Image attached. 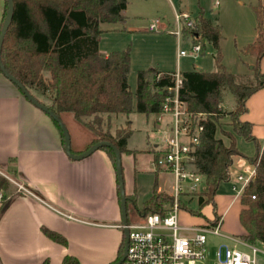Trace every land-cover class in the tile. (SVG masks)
Wrapping results in <instances>:
<instances>
[{"label":"trees","instance_id":"obj_1","mask_svg":"<svg viewBox=\"0 0 264 264\" xmlns=\"http://www.w3.org/2000/svg\"><path fill=\"white\" fill-rule=\"evenodd\" d=\"M14 5L13 21L1 54L6 70L62 121L66 114H72L79 122L90 118L85 125L97 135L86 149L98 142L108 141L122 154L131 153L127 148L133 133L131 122L128 121L126 126L114 127V120L134 110L146 115L162 113L168 92L175 87V81L169 72L154 68L141 70L137 76L136 92L133 93L128 84L130 48L112 52L108 56L100 53L101 25L125 23L124 12L128 0H14ZM7 9L6 0L3 22ZM253 9L259 37L241 51L256 60L252 75L245 77L246 84H240L238 78L222 64L221 26L207 16L204 8H200L195 28L186 34L192 33L195 42L201 43L202 52L206 41L214 47L217 51L216 70L208 73L193 68L183 72L179 97L185 103L194 126L204 127L194 154L195 168L204 177L206 185V190L197 195L200 208L209 204L216 206L217 192L221 183L230 181V168L236 157H242L255 166L256 177L241 195L243 208L240 221L246 233L240 238L248 244L257 245L264 244V145L262 147L253 136L252 124L241 121V116L248 112V99L264 88V72L260 70L264 58V6L260 4L253 6ZM226 94H232L237 103L234 131L236 135L257 144L255 156L243 155L237 147L235 136L230 137L229 145L218 137ZM38 95L49 97L50 103L43 102ZM54 122L60 129L59 124ZM153 148L150 146L147 152L153 154L156 162L161 152ZM100 150L107 153L115 167L114 151L109 147ZM156 172H163V169L157 167ZM12 186L13 182L0 176V193H3L0 198V216L5 205L19 194L11 191ZM159 188L156 179L153 196L146 202L141 217L150 213H167L166 205L171 203L172 197L159 192ZM127 197L128 205L132 202L136 204L135 195ZM192 200L194 196L189 201ZM214 214L212 223L219 218L216 208ZM43 232L53 241L67 246V240L61 234L47 229ZM120 258L121 252L117 261ZM63 264L80 263L75 257L66 256Z\"/></svg>","mask_w":264,"mask_h":264},{"label":"crops","instance_id":"obj_2","mask_svg":"<svg viewBox=\"0 0 264 264\" xmlns=\"http://www.w3.org/2000/svg\"><path fill=\"white\" fill-rule=\"evenodd\" d=\"M5 7L6 0H0V31ZM180 10L191 12L187 8ZM199 10L191 13L196 16ZM258 37L256 29L251 43ZM250 57L246 62L251 72L249 76L256 62L255 57ZM260 70L264 72V58ZM247 108L241 121L252 124L257 141L264 140V88L248 99ZM130 151L129 156L134 158V151ZM237 158L230 171L248 162ZM0 176L30 191L28 194L18 190L19 194L0 216L1 264H63L66 256L75 257L80 264L117 261L118 238L113 239L111 235L117 233L122 215L116 170L110 157L98 150L84 160L71 159L64 150V139L54 120L7 83H0ZM225 183L231 184V179L220 187ZM2 195L1 192L0 198ZM216 202L217 214L223 219V233L237 237V240L229 238L235 243L234 247L250 253L240 238L246 233L240 221L241 196L216 195ZM210 217L208 221L212 222L214 218ZM44 229L61 234L67 246L50 239ZM97 236L105 237L108 242H101ZM256 246L260 252L255 264H264V244ZM101 247L105 250L100 251Z\"/></svg>","mask_w":264,"mask_h":264},{"label":"rangeland","instance_id":"obj_3","mask_svg":"<svg viewBox=\"0 0 264 264\" xmlns=\"http://www.w3.org/2000/svg\"><path fill=\"white\" fill-rule=\"evenodd\" d=\"M219 1L220 5L216 6ZM182 4V5H181ZM262 4L264 0H182L174 1V6L168 0H128V6L124 14L125 23L102 24L103 33L100 36L99 49L105 54L115 51H122L130 48L131 51V68L128 77L130 90L135 93L137 88V76L141 70L158 69L159 71H173L183 73L193 68H200L204 72H214L216 70L217 51L206 41L205 49L197 58H178V40L168 33L150 32L149 24L152 20L162 19L167 22L175 23L176 8H187L195 13L200 8H204L207 16L213 21H217L221 26L222 38L220 41L222 64L227 70L233 73L240 84L247 81L250 70L246 62L251 60L250 55L241 51L252 41L251 36L257 29V17L253 6ZM186 45V44H185ZM161 76L159 75L158 78ZM0 83H7L20 93L21 91L10 82L3 74H0ZM39 96V95H38ZM172 96V92H168ZM43 102L49 104L50 98L39 96ZM224 117L220 121V132L218 137L229 145L230 137L236 138L239 151L247 156L252 157L257 153V144L254 141H248L243 136L236 135L234 128L237 124L236 111L237 103L232 94L224 96L222 104ZM90 118L83 119L79 122L72 114L63 116V121L67 126L72 140V150L74 152H85L86 149L96 137L97 133L91 131L85 123ZM131 122L133 131L128 140L127 148L134 151V158L129 153H125L122 160L123 175L125 180L126 194L135 195L136 204L133 202L128 205V224L133 225L141 221V216L146 208V202L153 196V190L156 179L158 180L159 192L165 193L172 197L175 187L174 175L169 172H160L157 174L154 164V156L146 150L153 146L154 150H159L162 145L165 134L170 132L173 125L169 114L146 115L134 110L127 116H120L115 119L113 126H126ZM113 130V127H111ZM263 147L264 140L258 139ZM160 145V146H159ZM157 146V148H155ZM80 153V154H81ZM235 160H238L236 157ZM241 166H234L230 171L231 184H223L218 190L217 196H234L237 192L231 191L232 183L239 175ZM14 192H19L17 186L13 183ZM13 189L11 191H13ZM133 193V194H131ZM191 196H181V209L178 212L179 226L181 227L180 235L192 237L196 234L193 229L199 227L212 228V222L208 218L215 219L214 208L219 209L216 202L200 208L198 196L189 201ZM171 201V202H172ZM170 204L166 205L169 210ZM201 212V214H200ZM113 239L117 236L118 247L117 255L120 256L121 248L124 243V230L122 222L117 233L111 235ZM206 263L214 264L219 261V255L224 256L227 248H234V242L229 238L237 240V237L228 236L223 233L221 228L220 234L206 233ZM101 242H108L105 237L97 236ZM106 240V241H104ZM241 248V246H238ZM243 249V248H242ZM100 251L105 248L101 247ZM248 251V249H244ZM127 264V263H123Z\"/></svg>","mask_w":264,"mask_h":264},{"label":"built area","instance_id":"obj_4","mask_svg":"<svg viewBox=\"0 0 264 264\" xmlns=\"http://www.w3.org/2000/svg\"><path fill=\"white\" fill-rule=\"evenodd\" d=\"M173 6L175 0H168ZM181 2L182 0H177ZM219 6V1L216 2ZM175 7V6H174ZM196 16L185 10L175 12V23L170 26L162 19L152 20L148 31L164 32L178 40V58H197L202 52L201 43L195 42L192 33L195 28ZM186 44V45H185ZM175 87L169 91L160 114H169L172 120L170 132L165 134L160 155L155 167L174 175L175 187L172 193L173 201L165 215L150 213L133 225L128 224L129 245L125 263L127 264H205L206 263V233L220 234L222 218H218L213 227H199L192 237L181 236L178 212L181 209V196H197L206 190L204 177L195 168V151L200 144V134L204 130L201 125H195L192 117L186 111V105L180 100V88L183 84L182 73H172ZM256 168L249 161L241 166L239 175L233 182V191L241 196L245 189L254 181ZM10 180V179H9ZM14 183L13 180H10ZM19 191L30 194L23 185L16 183ZM250 253L236 247L227 248L224 256L219 255V261L214 264H255V257L260 252L256 245L244 243Z\"/></svg>","mask_w":264,"mask_h":264},{"label":"water","instance_id":"obj_5","mask_svg":"<svg viewBox=\"0 0 264 264\" xmlns=\"http://www.w3.org/2000/svg\"><path fill=\"white\" fill-rule=\"evenodd\" d=\"M7 2H8V9H7L5 20L3 22V26L0 31V70L2 71V74L10 82H12L33 105H35L37 108H39L40 110L48 114L54 121H56L59 124L63 137H64V150L71 159L76 160V161L84 160L104 147H109L114 151L115 170H116L118 188H119V193H120L122 227L124 230V253L122 257L115 264H123L126 261L127 254H128L129 229H128V209H127L128 197H127L126 190H125V180H124L123 165H122V153L113 143L108 142V141H101V142H98L92 145L87 151L81 154H75L72 150L71 135L65 123L53 111H51L46 105L39 102L17 78L12 76L6 70L2 62L1 54H2V48H3L6 34L13 21L14 10H15L14 0H7ZM9 204L10 202L5 205V207L1 211L2 213L8 208Z\"/></svg>","mask_w":264,"mask_h":264},{"label":"flooded vegetation","instance_id":"obj_6","mask_svg":"<svg viewBox=\"0 0 264 264\" xmlns=\"http://www.w3.org/2000/svg\"><path fill=\"white\" fill-rule=\"evenodd\" d=\"M123 253H124V243H123V249H122V251H121V257H122V255H123Z\"/></svg>","mask_w":264,"mask_h":264}]
</instances>
